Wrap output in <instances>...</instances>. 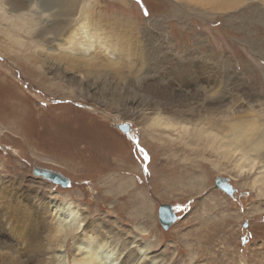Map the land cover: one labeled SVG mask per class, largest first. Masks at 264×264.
I'll use <instances>...</instances> for the list:
<instances>
[{
	"label": "rangeland",
	"instance_id": "1",
	"mask_svg": "<svg viewBox=\"0 0 264 264\" xmlns=\"http://www.w3.org/2000/svg\"><path fill=\"white\" fill-rule=\"evenodd\" d=\"M95 1L102 16L138 24L134 26L142 33L155 32L150 28L153 21L172 37H183L186 30L197 33L195 39L208 47L205 59L220 70L226 99L221 108L208 105L195 118H185L190 119V128L204 126L222 140L184 147L198 150L196 157L180 153L183 143L178 145L176 134L172 141L165 140L140 115L148 100L123 95L109 71L100 69L88 80L100 84L109 102L105 104L94 90L79 93L73 82L55 78L25 46L18 50V64L0 57L11 73L0 69V190L22 189L33 197L41 195L46 204H60L63 213L75 211L81 223L90 226L89 234H135L151 257L168 264H264V143H254L259 125L253 118L264 119V50L259 54L253 48L252 28L243 35L247 25L239 23V13H232L235 30L225 26L227 15L206 19L196 9L184 11L190 21L179 34L175 19H169L171 0ZM244 11V20L250 22L252 15ZM184 42L187 46L197 41ZM157 57L148 64L147 75L170 76L175 60ZM223 61L224 68L219 65ZM248 99L259 103L249 108ZM243 113L246 125L240 120ZM208 119L215 121L208 125ZM119 125L128 126V131ZM151 129L155 135L148 133ZM37 169L56 173L69 184L49 182L35 174ZM216 179H226L233 194L216 188ZM164 204L176 216L168 229L159 222V207ZM42 216L50 219L46 213Z\"/></svg>",
	"mask_w": 264,
	"mask_h": 264
},
{
	"label": "bare ground",
	"instance_id": "2",
	"mask_svg": "<svg viewBox=\"0 0 264 264\" xmlns=\"http://www.w3.org/2000/svg\"><path fill=\"white\" fill-rule=\"evenodd\" d=\"M171 1L172 3L167 4L170 9L169 19H175L174 25L179 34L184 33V25L190 21L185 13L187 11L197 9L206 19L227 15L225 26L235 30L234 25H231V20L235 18L232 13H239V23L247 25L243 35L251 32L249 30L252 28V46L262 54L264 0ZM83 2L84 0H0V57L4 61L18 64V50L27 46L29 56L47 64L55 78L73 82L79 93L88 94L94 90L96 97L103 98L105 104L109 102L106 93H102L100 84L88 80L96 72L99 73L100 69L109 71L117 79L116 84L120 83L122 86L119 90L123 95H137L148 100L149 103L142 106L140 115L162 132L165 140L167 137L172 141L171 137L176 134L180 140L178 145L183 143V148L178 151L180 153L196 157L198 150L186 151L184 147L199 144L206 147L208 143L221 141L204 126L200 128L194 125L190 128V119L185 118L198 116L208 105L221 108L220 105L226 99V84L220 70L216 67L215 71L214 67L211 68L213 64L205 59L208 47L201 43L200 38L195 39L197 33L186 30L183 37H172L168 30L160 27L158 21L150 24L151 31L155 32L146 30L142 33L134 26L139 27L138 24L132 26L131 22L102 16L96 11L95 0L92 4L85 1L87 5ZM244 10L252 15L250 22L244 20ZM238 29L242 30L240 25ZM185 39L197 42L185 46ZM159 54L162 57L160 60H175V68L168 77L161 73L159 78L152 79L156 72L148 76V64L155 58L158 60ZM219 65L224 68L225 62ZM0 69L11 75L1 64ZM19 69L23 73V69ZM126 77L129 78L128 81ZM238 80L243 88L244 82ZM59 84L53 82L51 85L59 87ZM243 94L247 98L250 96L246 91ZM90 97L94 98V95ZM249 99L245 102L249 108L259 103H249ZM258 116L252 115L259 125V132L257 131L253 142L263 144L264 119L260 120ZM245 118L246 114L243 113L241 123H244ZM208 121L210 125L215 120ZM148 133L155 135L156 131L151 129ZM38 176L48 180L43 175ZM62 211L64 210L60 204L44 203L41 195L33 197L22 189L0 190V264H168L151 257V252L140 244L137 235L121 237L109 231L89 234L90 226L81 223L75 211L71 212L73 215ZM43 213L48 214L50 219L45 220ZM142 213L143 210L139 208V214ZM70 226H74L73 229ZM78 233L81 236L77 237ZM70 241L72 244L69 247ZM242 263L246 264L245 261Z\"/></svg>",
	"mask_w": 264,
	"mask_h": 264
},
{
	"label": "water",
	"instance_id": "3",
	"mask_svg": "<svg viewBox=\"0 0 264 264\" xmlns=\"http://www.w3.org/2000/svg\"><path fill=\"white\" fill-rule=\"evenodd\" d=\"M118 128L123 132L128 131V126L125 125H122L120 127L118 126ZM34 172L37 175L45 176L46 178H48V180H50L54 184H58L64 187L69 184V182H67L65 179H63V177H61L56 173L42 171L41 169L34 170ZM215 186L216 188L220 189L221 191L229 195H232L234 192V189L226 179H216ZM175 220H176V216L169 205L164 204L159 207V222L164 229H168L169 226L173 224Z\"/></svg>",
	"mask_w": 264,
	"mask_h": 264
}]
</instances>
